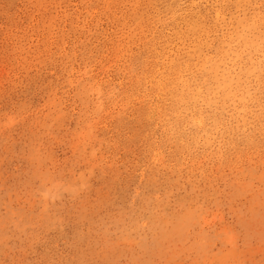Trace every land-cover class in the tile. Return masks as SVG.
I'll return each mask as SVG.
<instances>
[{"label": "rangeland", "instance_id": "obj_1", "mask_svg": "<svg viewBox=\"0 0 264 264\" xmlns=\"http://www.w3.org/2000/svg\"><path fill=\"white\" fill-rule=\"evenodd\" d=\"M0 264H264V0H0Z\"/></svg>", "mask_w": 264, "mask_h": 264}, {"label": "bare ground", "instance_id": "obj_2", "mask_svg": "<svg viewBox=\"0 0 264 264\" xmlns=\"http://www.w3.org/2000/svg\"><path fill=\"white\" fill-rule=\"evenodd\" d=\"M244 102V101H243Z\"/></svg>", "mask_w": 264, "mask_h": 264}]
</instances>
